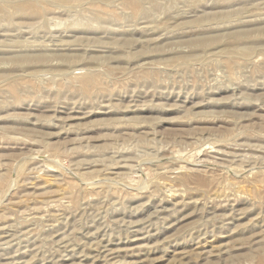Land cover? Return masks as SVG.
<instances>
[{
	"label": "rangeland",
	"instance_id": "374dc122",
	"mask_svg": "<svg viewBox=\"0 0 264 264\" xmlns=\"http://www.w3.org/2000/svg\"><path fill=\"white\" fill-rule=\"evenodd\" d=\"M0 264H264V0H0Z\"/></svg>",
	"mask_w": 264,
	"mask_h": 264
}]
</instances>
